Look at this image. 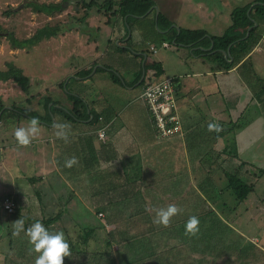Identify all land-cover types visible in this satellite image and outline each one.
<instances>
[{"label":"crops","instance_id":"crops-1","mask_svg":"<svg viewBox=\"0 0 264 264\" xmlns=\"http://www.w3.org/2000/svg\"><path fill=\"white\" fill-rule=\"evenodd\" d=\"M201 1L194 2L192 10L206 23L205 36L223 35L234 8L224 9L228 0H218L223 6L220 10L215 1ZM248 14L255 20L247 25V35L253 32L250 42L227 69L220 68L217 60L201 58L219 53L224 61L232 62L240 54L237 48L232 51L231 44L213 48V41L198 46L175 42L170 27L155 31L153 6L144 15L129 18L127 24V16L91 9L78 28H63L55 36L24 47L28 55L43 53L45 63L24 66L29 86L20 100L33 101L34 93L40 92L38 104L47 97L59 104L50 114L51 121L38 119V133L22 145L15 129L27 128L32 118L8 109L9 101L2 102L7 111L4 108L5 113L1 116L3 109L0 113V205L2 198L10 196L15 208L7 214L0 206V264H35L39 255L24 231L13 234L18 219L24 221L25 229L39 220L50 231L63 232L70 253L63 264H97L96 252L101 254L98 264H170V259L202 256L196 249L181 252V247L198 244L180 228L193 211L198 217L205 214L207 203L214 201L207 195L221 193L218 188L208 189L212 177L224 173L218 164L230 152L238 157L237 162L264 168V15H257L253 8ZM214 18L222 21L217 29ZM176 24L177 31L190 29V25ZM151 62L158 66H148ZM149 73L175 80L181 135L158 138L152 114L140 97ZM65 79H73V84L64 93ZM4 81L0 80V88ZM14 84L12 88L18 91ZM72 97L86 104L88 118L71 116ZM42 108L33 110L47 117L48 109ZM57 123L70 125L67 139L55 135ZM210 123L218 124L220 130H210ZM101 129L104 140L97 136ZM73 157L75 163L67 166ZM194 196L200 199L193 200ZM170 204L180 211L167 226L155 223L154 209ZM219 206L224 207L223 203ZM211 209L225 220L220 209ZM231 210L226 217L240 232L237 241L234 237L233 251L254 253L247 254L242 264H264V187L257 182L247 200ZM98 213L104 214L102 222L112 228L121 225L115 230L116 238L101 225ZM118 238L123 244L116 243ZM113 244L117 250H112ZM170 247L180 252L173 257L163 255ZM239 254L236 264L242 258Z\"/></svg>","mask_w":264,"mask_h":264},{"label":"trees","instance_id":"trees-1","mask_svg":"<svg viewBox=\"0 0 264 264\" xmlns=\"http://www.w3.org/2000/svg\"><path fill=\"white\" fill-rule=\"evenodd\" d=\"M68 1V0H67ZM68 2H73L77 8L80 6H83L85 8L84 16L79 17L76 19L77 23H84L86 18L88 17L91 9L95 10L97 13H105V15L111 16L110 14L119 13L121 17L127 16L125 23H129V18H135L136 16L144 15L149 8H151L152 4L154 2L152 0H69ZM32 6V8L37 12H43L46 15H51L54 12L61 11L63 8V3H36V2H30L28 3ZM94 6V7H93ZM93 7V8H92ZM248 8V4L244 6L243 8H234L231 12V24L229 25L226 32L221 36H214V35H206V31L203 29H184L179 28L177 31L176 28H173L174 35L170 38L175 39V42H179L183 45L186 44H192L194 46L202 45L205 42H207V45L213 41L214 47L213 48H220L224 44H231L232 51L237 50L240 52L239 56H235L232 62L224 61L219 53L213 54L214 60H217L220 62L218 66L223 69H227L229 66L233 64L234 61H237L242 53L246 51V44L247 41L250 42L252 33V30H249V33L247 35V25L252 24L255 22V20H251L249 18V14H246ZM257 15H264V0H260V2H257L255 6L252 7ZM110 13V14H109ZM240 20H243L241 22ZM155 31L162 30L163 26L165 29L170 27V23L167 20L164 15H162L160 12L157 13V21H156ZM245 25V26H243ZM63 28H66V24H56V25H44L40 28H38L34 34L26 39L18 40L16 39L11 33H8L9 41L14 47H29L31 45H34L38 43L41 39L46 37H52L57 35L60 31L63 30ZM240 35V38H236L234 35ZM155 48V47H154ZM242 52H241V51ZM151 51H153L151 49ZM200 52V51H198ZM223 60V61H222ZM222 62V63H221ZM158 66L156 62H151L148 66ZM13 80L15 83H17L21 88H23L24 91H27L29 80L28 78L22 74V71L19 67L15 66L12 63L8 64V69L5 72H0V80ZM142 89L144 87V82L142 83ZM141 89V92H142ZM33 98V97H32ZM25 101H28L29 99H24ZM22 100V101H24ZM72 106L70 110L71 116L74 118H88L89 115L87 114V106L83 101L78 97H72ZM21 102V101H20ZM44 102V103H43ZM43 102L40 103L43 107H46L48 109L47 117L41 116L38 111L31 110L28 108H19L18 104L11 103L9 106H11L12 111H16L20 114L26 115L28 117H35L37 119L43 118L45 121H51V115L53 111H55V105L59 104L56 101H53L51 98H45L43 99ZM48 102H53L50 107H48ZM48 107V108H47ZM5 104L0 102V110L3 109L1 116L3 113H5V109L7 111V108H5ZM66 115V113H65ZM0 116V117H1ZM47 119V120H46ZM181 120V118H180ZM182 124V122H181ZM157 130V129H156ZM183 130V128H182ZM158 134V133H157ZM182 134V133H181ZM181 134H175L171 136L181 135ZM218 134V133H217ZM158 136V135H157ZM169 136V137H171ZM159 139H165L168 137H159ZM226 152V149H225ZM236 155L233 156L229 153H227V157L223 159V161L218 164V166H221V168L224 170V174L227 177L228 180V186L231 189V192L233 194L235 201V205L240 204L247 200V198L250 196V193L252 192L254 188V184L252 181V178L258 179L261 176L264 175V168L248 165L247 163L243 161H235L237 159ZM238 160V159H237ZM210 166V165H209ZM209 196L210 200H214V198L211 195ZM10 197V196H5ZM1 200V207H2V201ZM238 202V203H237ZM3 209V208H2ZM5 211V210H4ZM14 211V210H13ZM12 212H7V214H11ZM204 215H201L199 218L200 224L198 227H201L203 230H201V234H195L189 233L186 231V228L184 226H181L180 230L181 232H185L190 237H192L193 241L197 240V243H204L203 245L209 244V251L207 250L206 246H203V254H206V257L209 256H217L222 251L223 253H227L231 248L233 249V243L234 240L229 239V234L234 233L232 228L230 227L229 222L226 220H223L219 216L215 214L214 211L211 209L204 210ZM197 213H192V216H196L198 218ZM100 218V217H99ZM101 225L104 226V223L102 222L101 218ZM199 229V228H198ZM183 230V231H182ZM171 231V230H170ZM110 235L113 236V234ZM238 236V235H237ZM134 236H131V238ZM228 238V241H227ZM239 239V237H236V241ZM109 240V239H108ZM123 240V239H122ZM121 238L117 239L116 243L123 244V241ZM227 241V242H226ZM111 240L108 241V244H110ZM122 242V243H121ZM220 247V248H218ZM173 247H170L169 249L165 250V252H171L174 251L177 252V254L180 252L179 248L172 249ZM181 247V252L183 251ZM192 248L190 252L192 253ZM148 252H150L148 250ZM97 253V252H96ZM103 254V253H102ZM117 253V262H120V259L118 258ZM97 264L99 262V258H101V254L97 253ZM147 255V254H146ZM168 261V260H167ZM170 264L174 262V260H169ZM136 262V261H135ZM169 264V262H167ZM115 264V263H114Z\"/></svg>","mask_w":264,"mask_h":264},{"label":"rangeland","instance_id":"rangeland-1","mask_svg":"<svg viewBox=\"0 0 264 264\" xmlns=\"http://www.w3.org/2000/svg\"><path fill=\"white\" fill-rule=\"evenodd\" d=\"M68 1L67 0H0V72H5L8 69V64L12 63V64H15L16 66L21 67L23 70L21 68L20 69L22 71V74L24 75V73H25L24 66L25 65L26 66L27 65H33L34 62L36 64L41 63V65H43L45 63L44 60L42 59V57H45V55L43 53H40L38 51L37 52L32 51L31 54H29L30 55L29 56L27 53H24L25 50H28V49H24V47L23 48L14 47L9 41L8 33H11L18 40H23V39L31 37L38 28H40L46 24L56 25L58 23V24L68 25L66 27L78 28L76 26H78L79 23L76 22V19L85 15V13H84L85 8L83 6H80L79 8H77V6L73 2H68ZM152 1L156 5V7H158L157 10L160 9L161 14L164 15V17H167V19L170 23L169 32H170L171 36L174 35L172 25L175 28L176 27L175 25H178L176 23L181 22V24L183 23L186 26L190 25V29H193L192 28L193 26L194 27L198 26V28L204 29L206 26V23H204L201 15L198 14L196 11H194V9L192 10V5H194V2H196V1L202 2L201 0H152ZM208 1H215L214 6H215L216 10H220V7H223L222 5H219L218 0H208ZM222 1H224V0H222ZM30 2H36L39 4H41V3H46V4H48V3H63V8L61 11L54 12L51 15H46L43 12L35 11L32 8V6L28 4ZM154 4H152L153 7H154ZM247 4H248V8H247L246 14H248L250 9L253 6H255V4H256V3L254 4V2H250V0H228V4H226L224 9L230 8V10H231L232 8H243ZM227 6H229V7H227ZM154 11H155V15H156V10L154 9ZM218 20H219L218 18H214L213 23L215 24V29L219 28L218 24L219 25L222 24V21H218ZM206 29L210 30L208 28H206ZM223 32L225 33L226 31H223ZM47 38L48 37H46L45 39H47ZM50 42H51V40H49L48 43H50ZM38 43H40V41ZM198 51L199 50H195V52L197 54H200V53H198ZM209 57L210 58H207L205 56V58H207V59H205L204 57H202L201 59H204L207 62L209 60H210V62L212 60H214L213 55H211ZM151 60H152V58H151V56H149L148 62H150ZM199 65L200 64H197L198 67H199ZM34 73H35L34 70H32V74H34ZM37 77H39V74H37ZM72 80L73 79H71L69 82L67 81V79L64 80V82L62 84V89H61L64 93L70 91L71 86L73 84ZM2 84L3 85L1 86L0 89L4 90V91L3 90L1 91V96L3 97L4 100H2L0 98V102L1 101L2 102L3 101H5V102L9 101L10 104L11 103H15V104L17 103L19 108H28L31 110L37 109L40 106L39 105L40 103L38 104L36 102L38 95H40V92L34 93V95L32 96L34 99L33 101H31L30 98H28L29 99L28 101H22V100H20V98L23 97L24 90H23V88H21V86H19L17 84L19 87V90L15 91L12 88L15 85L14 81L12 82V80H7V81L2 82ZM7 93L9 94V97H8ZM42 102H43V100H42ZM52 103L48 102V106H50ZM55 106H57V105H55ZM8 108H11V106H9ZM41 109H43L42 105H41ZM37 111H38V113H40L39 109ZM0 112H1V110H0ZM257 162H259V161L257 160ZM259 164H261V163H259ZM261 166H264V164H261ZM257 167H259V166H257ZM252 181H253L252 184H254V186L257 182H259V186L264 187V176L260 180L252 178ZM202 182H203V185H205L204 180H202ZM212 182H213V184L209 185L208 189L218 188V189H220L221 193L218 196L213 197L214 201H210L207 198L210 201L209 203L211 204V205H209L207 203V205H208L207 207H208V209H211V208L220 209L219 214L227 222H229L228 224H230V227L232 228V230L234 232V233L229 234L228 237H229V239L232 238L234 240V237L235 238L238 237L237 235H240V232L237 231L235 225L232 223L231 219L228 217L231 214V212H229V211L231 209H233V206H235V204H236L235 203L236 200L234 199L233 194L231 192V189L228 186V180H227V177L224 173L222 175L218 174L216 176V178L212 177ZM197 184H196V186H197ZM201 197H202L201 198V200H202L204 196H201ZM194 199L199 200L200 197L194 196L193 200ZM202 203H205L204 200ZM222 203H223L224 207L219 206ZM211 210L214 211L213 209H211ZM227 214H228V217H226ZM98 216L101 219L104 218V214H103V216H100L98 213ZM199 217H198V219H200ZM100 223H101V221H100ZM105 223H106V228L113 231L114 237L116 238L117 234L115 233V230H117L118 227H120L121 225L117 224V227L112 228L108 222L105 221ZM199 224H200V220H199ZM98 227L100 229H102L101 225L99 223H98ZM198 228H199V230H198L197 234H201L200 231L203 229L201 227H198ZM243 236H246V235L243 234ZM190 240H193L192 237H190ZM195 240H196V238H195ZM227 241H228V238H227ZM197 244L198 245H195L194 247H192V245H191V248L196 249L195 252H197V254L200 256L202 255L201 257L195 258L193 256V258L191 260H184V261L183 260L179 261L177 258H174L173 260H175L176 262L174 261L171 264H183V262H184V264H236L237 263V255L239 253L238 254L235 253V251H233L232 248L229 251H227V253H223L222 251H220L221 253L219 255H217L218 256L217 257L218 261H217V260H215V256L206 257V254H202L203 253V246H206L207 250L209 251V244L206 243V245H203L204 243H202V242L197 243ZM191 248H189L188 246H185L183 248V251L189 252L191 250ZM218 248H220V247H218ZM114 249L117 250L118 247L113 244L112 250H114ZM108 251H110V250H108ZM173 253H174V251H171V252L169 251L167 253L165 252L163 255L166 256L167 254H170V256H172ZM247 254L252 255L254 253L242 251V253L239 254L240 257H242V258H240V264H242L241 261L244 259H245V263H246ZM149 262H150V260H149Z\"/></svg>","mask_w":264,"mask_h":264},{"label":"clouds","instance_id":"clouds-1","mask_svg":"<svg viewBox=\"0 0 264 264\" xmlns=\"http://www.w3.org/2000/svg\"><path fill=\"white\" fill-rule=\"evenodd\" d=\"M38 119L33 117L27 128L20 127L15 129L14 135L18 142L22 145H28L31 138L38 133ZM53 127L56 129L55 135L57 137L67 139L68 129L70 125L67 123H57ZM209 129L220 130V126L215 123L208 125ZM75 163V158L66 161L67 166H71ZM156 215L154 222L167 226L170 222V218L176 215L180 209L173 204L168 205L166 208L154 209ZM199 219L196 216H191L186 221V231L195 234L199 229ZM14 235H18L21 231H24L29 237L30 243L33 245V251L39 253L35 258V264H63V258L69 256V244L61 231H50L45 228L44 225L37 220L31 224L27 229L24 227V221L18 219L14 225Z\"/></svg>","mask_w":264,"mask_h":264},{"label":"built area","instance_id":"built-area-1","mask_svg":"<svg viewBox=\"0 0 264 264\" xmlns=\"http://www.w3.org/2000/svg\"><path fill=\"white\" fill-rule=\"evenodd\" d=\"M150 48L155 51L153 47ZM153 73L145 75L144 87L140 97L144 100L152 114L159 137L164 138L181 134L182 124L176 102L175 80L168 76L157 78ZM97 136L101 140L106 138L105 132L102 129L97 132ZM2 208L7 212H12L15 208L13 199L11 197L4 198ZM99 215L103 216L102 213H99ZM103 223L106 225L104 221Z\"/></svg>","mask_w":264,"mask_h":264},{"label":"water","instance_id":"water-1","mask_svg":"<svg viewBox=\"0 0 264 264\" xmlns=\"http://www.w3.org/2000/svg\"><path fill=\"white\" fill-rule=\"evenodd\" d=\"M153 8L156 10V16H157V13H158L157 7L154 6Z\"/></svg>","mask_w":264,"mask_h":264}]
</instances>
